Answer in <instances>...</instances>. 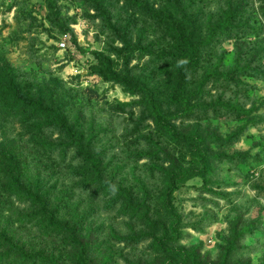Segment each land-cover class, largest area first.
<instances>
[{
  "label": "rangeland",
  "instance_id": "1",
  "mask_svg": "<svg viewBox=\"0 0 264 264\" xmlns=\"http://www.w3.org/2000/svg\"><path fill=\"white\" fill-rule=\"evenodd\" d=\"M52 1L60 20L47 0H0V66L54 93L64 119L40 132L0 109V150L38 194L9 189L0 157L1 245L73 264L76 230L92 264H264V0Z\"/></svg>",
  "mask_w": 264,
  "mask_h": 264
},
{
  "label": "trees",
  "instance_id": "2",
  "mask_svg": "<svg viewBox=\"0 0 264 264\" xmlns=\"http://www.w3.org/2000/svg\"><path fill=\"white\" fill-rule=\"evenodd\" d=\"M47 1L55 20H60L61 15L57 10L56 5L53 4L52 0ZM160 18L168 24H173L175 28L181 26L178 25L177 22L172 21V19H167V16H160ZM181 42L192 45V47L194 44L188 38L183 39ZM195 52L197 51L194 50V53ZM96 58L100 63L99 72L105 79L121 83L131 92H134L135 90L137 92H145V96H147V98L155 105L154 98L149 90L137 89V87L135 89L127 77L114 70L113 61L110 57L107 58L104 54L97 52ZM197 60H199L198 56L193 55L188 62V65L181 71L180 79L177 82V93L175 94V97L180 102L184 100L186 94V87L184 85L185 79L182 76V73L188 71L189 68H195L198 64ZM0 61H3L1 55ZM171 98L172 97H170V100ZM0 109L9 117H17L18 115L23 116L26 125H31L34 130H40V132L49 129L57 130L62 127L64 128V119H61L63 113L61 105L58 104V98L56 95L50 90L45 91L39 85H34L32 83L24 85L20 79L18 71L6 63H3V65L0 66ZM154 110L158 115L157 118L161 121L163 110L158 104L155 105ZM166 130L169 132L170 136L176 137L173 130L170 128H166ZM62 132H64V130H61V133ZM238 156L240 155H233L229 157V160L237 163ZM0 157L11 167L10 170L14 173L9 184V189L13 190L16 195H20L23 198H31L32 200H35L38 194L33 191L30 192L26 188L24 184V169L20 159L6 149L0 150ZM185 174L186 171L183 172L180 170L177 177ZM43 202L44 201H42V203ZM128 214L131 216H137V211L131 208ZM64 234L68 235L67 240L72 248H74V251L72 252L73 264H92L94 249L96 251L99 247L78 238L79 233L76 230H69ZM1 238L2 236L0 235V242ZM142 238L143 237H141V239ZM6 239L7 242H5V246H2L0 243V251L5 252L4 254H0V264L4 263L1 262L3 259L2 257L4 256L11 258L9 264H50L49 260L51 259L47 257L44 250L30 251L19 243L17 244L13 238L11 239L6 236ZM51 264L59 263L58 260L53 257Z\"/></svg>",
  "mask_w": 264,
  "mask_h": 264
},
{
  "label": "built area",
  "instance_id": "3",
  "mask_svg": "<svg viewBox=\"0 0 264 264\" xmlns=\"http://www.w3.org/2000/svg\"><path fill=\"white\" fill-rule=\"evenodd\" d=\"M62 46L65 47L66 46V43H63Z\"/></svg>",
  "mask_w": 264,
  "mask_h": 264
}]
</instances>
